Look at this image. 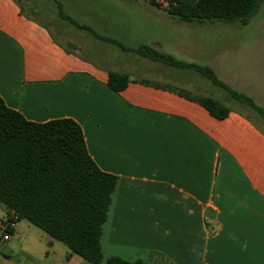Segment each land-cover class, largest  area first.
I'll return each mask as SVG.
<instances>
[{
  "label": "crops",
  "instance_id": "0c3cea01",
  "mask_svg": "<svg viewBox=\"0 0 264 264\" xmlns=\"http://www.w3.org/2000/svg\"><path fill=\"white\" fill-rule=\"evenodd\" d=\"M221 23L241 22L186 23L146 0H0V98L29 122L73 120L98 169L117 178L104 258L264 264L262 118L226 106L215 89L251 112L194 69L135 52L149 47L210 68L237 91L226 72L237 61H229L221 38L213 45ZM109 72L131 82L113 92ZM242 88L252 93L237 92L264 110L260 86L242 80ZM178 89L212 97L230 112L217 120ZM7 214L0 203V219ZM46 237L32 238L18 223L0 240V264H89Z\"/></svg>",
  "mask_w": 264,
  "mask_h": 264
},
{
  "label": "trees",
  "instance_id": "16d2710c",
  "mask_svg": "<svg viewBox=\"0 0 264 264\" xmlns=\"http://www.w3.org/2000/svg\"><path fill=\"white\" fill-rule=\"evenodd\" d=\"M146 1L186 23L245 24L263 0ZM135 52L153 61L194 69L264 122V110L250 97L220 82L210 68L185 64L149 47H140ZM130 82L125 74L109 72L106 85L111 91L120 92ZM177 94L199 104L217 120L226 118L230 112L212 97L192 96L183 89H178ZM116 184L117 178L100 171L89 157L82 130L73 120L29 122L6 107L0 98V203L7 209V217L14 215L18 222L26 221L37 227L89 264H145L118 257L104 258L103 228Z\"/></svg>",
  "mask_w": 264,
  "mask_h": 264
},
{
  "label": "rangeland",
  "instance_id": "374dc122",
  "mask_svg": "<svg viewBox=\"0 0 264 264\" xmlns=\"http://www.w3.org/2000/svg\"><path fill=\"white\" fill-rule=\"evenodd\" d=\"M104 11V10H103ZM101 15V14H98ZM213 45L217 42V38H221L222 46L226 45V53L229 61L236 62L234 67L226 70L227 76L232 78L234 82V89L242 91L247 95L252 93L250 88H242V80L260 86V94L257 96L259 100L264 98V0L260 3L257 13L250 18L246 24L241 23H221L217 28L212 31ZM259 55L258 58L252 57V52ZM258 59L259 62L255 63L254 60ZM98 61H101L98 59ZM242 88V89H240ZM213 95L220 101H225L228 107L241 109L242 112L248 113L254 117V113L242 109L238 104L228 101L226 93L220 89H215ZM254 93V91H253ZM223 105V106H225ZM20 229H25L27 234L32 238L40 239L45 242L46 235L37 227L30 225L25 221L19 222ZM14 241V240H13ZM60 244V243H59ZM61 246H63L61 244Z\"/></svg>",
  "mask_w": 264,
  "mask_h": 264
},
{
  "label": "built area",
  "instance_id": "2783aa9c",
  "mask_svg": "<svg viewBox=\"0 0 264 264\" xmlns=\"http://www.w3.org/2000/svg\"><path fill=\"white\" fill-rule=\"evenodd\" d=\"M18 223V219L14 215L0 219V240L4 242L9 240L10 232L16 230Z\"/></svg>",
  "mask_w": 264,
  "mask_h": 264
}]
</instances>
